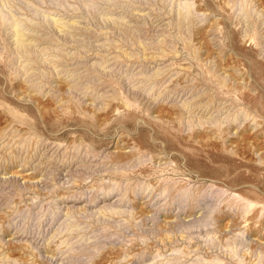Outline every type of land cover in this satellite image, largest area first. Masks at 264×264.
I'll return each instance as SVG.
<instances>
[{"label":"rangeland","instance_id":"374dc122","mask_svg":"<svg viewBox=\"0 0 264 264\" xmlns=\"http://www.w3.org/2000/svg\"><path fill=\"white\" fill-rule=\"evenodd\" d=\"M0 264H264V0H0Z\"/></svg>","mask_w":264,"mask_h":264}]
</instances>
